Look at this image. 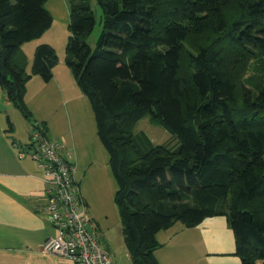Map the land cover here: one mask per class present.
<instances>
[{"label":"trees","instance_id":"trees-1","mask_svg":"<svg viewBox=\"0 0 264 264\" xmlns=\"http://www.w3.org/2000/svg\"><path fill=\"white\" fill-rule=\"evenodd\" d=\"M48 1L0 0V87L27 119L28 83H50L58 63L41 45L28 74L21 54L51 29ZM90 1L70 0L66 64L109 156L133 263L159 264L156 236L176 223L224 216L242 264H264V0H96L94 47ZM145 117L168 145L135 132Z\"/></svg>","mask_w":264,"mask_h":264},{"label":"crops","instance_id":"crops-1","mask_svg":"<svg viewBox=\"0 0 264 264\" xmlns=\"http://www.w3.org/2000/svg\"><path fill=\"white\" fill-rule=\"evenodd\" d=\"M44 43L23 45L29 68L36 49ZM30 71L31 68L27 69L29 74ZM31 84L25 102L36 117L27 126L29 141L17 136L18 128L10 115L11 109H17L7 102L6 93L0 87V264H74L41 251L48 239L57 236V228L47 211V185L42 171L30 156L23 160L18 157V152L31 144L33 122H42L49 138L67 146L64 155L76 167L75 179L87 215L95 224L99 240L113 264H134L121 219L110 201L111 192L107 193L104 188L107 201L102 203L96 202L93 195H85L79 187L88 175L97 176L100 172L112 190L111 167L97 135L95 116L93 120L90 116L91 105L86 102L87 97L65 59H60L54 68L50 83L33 77L27 86ZM34 87L35 92H30ZM83 115L87 117L86 123L81 119ZM156 239L160 245L155 252L159 264H242L236 254L235 234L224 216L207 218L194 228L176 223L159 232Z\"/></svg>","mask_w":264,"mask_h":264},{"label":"built area","instance_id":"built-area-1","mask_svg":"<svg viewBox=\"0 0 264 264\" xmlns=\"http://www.w3.org/2000/svg\"><path fill=\"white\" fill-rule=\"evenodd\" d=\"M30 142L27 149L18 152V157L23 160L30 156L42 171L47 185V211L57 228V236L44 243L42 253L74 264H113L87 215L75 179L76 167L64 155L65 143L49 138L43 124L32 127Z\"/></svg>","mask_w":264,"mask_h":264},{"label":"rangeland","instance_id":"rangeland-1","mask_svg":"<svg viewBox=\"0 0 264 264\" xmlns=\"http://www.w3.org/2000/svg\"><path fill=\"white\" fill-rule=\"evenodd\" d=\"M70 5H71L70 0H49L46 3V9L53 16L54 23H53L51 29H49L42 37L36 39L35 41H32V42H39V43L45 42L43 45L47 44V42H48L50 44V46L52 45L55 52H56V56L58 58V63H59L60 59H65V64H66V57H67L66 48H67L68 41L70 38V31H69L70 14H71ZM90 5H91V9H92L93 13L96 16V20H97L96 28H95L92 36L88 40L89 44L92 47H94L96 44V41L98 40V38L100 37L101 32H102L103 19H102V11L98 7V5L96 4V0H91ZM49 44H47V45H49ZM21 54L25 56L26 61H27L26 72H27V69L29 70L31 68V71H30V74H31L32 68H33V61H34L35 53H34L33 58H32V64H31L32 67H30V68H29L28 58H27L26 54L23 52L22 48H21ZM249 74H251V73L249 72ZM38 78H40V77H38ZM32 84L29 85V87L27 86L25 101H26L27 92H29V89L33 86ZM30 92H35V87L33 89H31ZM86 102H89L88 98L86 99ZM89 104H90V102H89ZM63 107H64V105H63ZM91 108L92 107H90V112H91L90 116H92V120H93L94 113L92 112L93 110ZM64 110H65V107H64ZM10 115L12 117L13 123L18 128L17 136L21 139L29 141V139L27 140L28 133L26 134L27 126L29 125V119H32V121H33V120H35L34 117H36V116L35 115L32 116V112H31L30 118L27 119L26 117H24L22 115V113L20 111H17L15 109L14 110L11 109ZM81 119L85 123L88 121L87 117L85 115H83V117H81ZM92 122H94V121H92ZM33 124H35V125L36 124H42V122H38V123L33 122ZM135 132L136 133L144 132L150 138V140L153 142L154 145H168V142L171 141V137H172L171 132L166 127L159 125L158 123L153 122L149 117H145L144 119H141L138 122V125L135 129ZM12 135L14 136V134H12ZM170 144L175 145L176 142L172 141ZM110 178H111L110 180H111V184H112V186H111L112 190L110 188H108L109 183H108L107 178L104 179V174H102L100 172L97 176H93V174H92V177H91L88 175L85 178L84 182L80 181L79 187H81L80 189H82V191L85 195H87V196L93 195L96 202L99 201L102 203L107 201V195L103 193L104 188L107 191V193L111 192V194H112L111 200H110L111 204L114 207L115 211L118 212V214H119L118 207L115 203V195H116L118 187H117V183L115 181V178L112 174V171L110 172ZM113 196H114V198H113Z\"/></svg>","mask_w":264,"mask_h":264}]
</instances>
